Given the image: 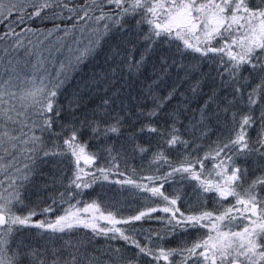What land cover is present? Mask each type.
<instances>
[{
  "label": "snow or ice",
  "instance_id": "6c2138e0",
  "mask_svg": "<svg viewBox=\"0 0 264 264\" xmlns=\"http://www.w3.org/2000/svg\"><path fill=\"white\" fill-rule=\"evenodd\" d=\"M0 264H264V0H0Z\"/></svg>",
  "mask_w": 264,
  "mask_h": 264
}]
</instances>
